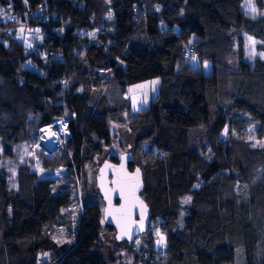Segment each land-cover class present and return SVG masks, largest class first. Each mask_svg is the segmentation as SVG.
<instances>
[{
	"label": "trees",
	"instance_id": "1",
	"mask_svg": "<svg viewBox=\"0 0 264 264\" xmlns=\"http://www.w3.org/2000/svg\"><path fill=\"white\" fill-rule=\"evenodd\" d=\"M254 2L264 11V0ZM97 6L95 0H0L2 12L17 15L14 22L0 19L3 156L12 158L20 145L37 142L42 127L75 113L63 153L71 155L65 164L70 175L82 179L85 161L111 142L110 118L96 107L102 76L123 94L160 79L155 100L133 119L147 124L141 141L158 158L147 165L140 157L138 164L137 144L110 156L119 163L131 154L129 167L143 172L141 196L151 223L159 221L166 236V257L158 260L152 248L138 264H237L239 254L243 264H264V149L246 140L254 125L264 140V14L247 17L242 0H107ZM18 24L45 33L37 51H27L10 33ZM83 30H101L97 43L83 38ZM190 46L210 72L184 66L182 51ZM199 129L205 143L191 137ZM117 145L124 149V141ZM39 162L48 167L47 159ZM54 186L53 178L42 179L23 164L11 188L0 169V264H38L43 253L53 254L54 264H105L102 197H83L74 244L58 246L46 237L73 203L70 191ZM239 186L245 198L237 196Z\"/></svg>",
	"mask_w": 264,
	"mask_h": 264
},
{
	"label": "rangeland",
	"instance_id": "2",
	"mask_svg": "<svg viewBox=\"0 0 264 264\" xmlns=\"http://www.w3.org/2000/svg\"><path fill=\"white\" fill-rule=\"evenodd\" d=\"M95 2L98 5L97 7H103L107 4V0H95ZM251 7L255 8V12L251 11ZM242 10L246 16L251 19L258 18L261 14H264V11H259L254 0H242ZM9 13L10 12H8V14ZM8 14L6 12L4 16L5 18H8V20H11ZM46 20L47 18L44 19V21ZM11 21L14 22L17 20L16 18H13ZM16 27L17 28H15L13 32H9L15 35L14 37L25 45L27 51H37V47H40L45 39V33L42 32L41 28H33L31 26H26V24L24 26L18 24ZM21 29L23 30L21 31ZM61 32L62 31H59V33ZM100 32L101 30H83L80 31V35L83 38H88L90 42L97 43V38ZM9 37H12V35ZM191 41H196V38L193 37ZM246 53V61H250L249 56L251 49L246 48ZM184 58L187 59L182 60L184 66L187 65L189 67H193L194 69L197 68L200 72L204 69L205 73L211 71V65L209 63L202 65V63L195 58L194 54L189 58ZM205 65H207V67H205ZM28 66H31V63H29ZM102 77L103 85L99 92H97L98 100L96 102V107L104 113H107L110 118L111 142L109 146L104 145L102 153L90 156V159L85 161L82 171L83 183L81 189H78L74 176L70 175L65 166L71 155L63 153L64 150H59L53 154L46 155L44 153L41 154V152L34 151L31 148L32 144H23L15 149L14 156L12 158H8L3 156V146L0 140V169H4L8 173L11 188H16L17 170L19 166L25 164L30 165L32 171L38 173L40 178H53L55 180L54 190L56 192L67 190L72 193L73 203L62 211V218L59 222L56 225L49 226L46 231V237L58 246L64 244L71 245L75 243L77 228L83 213V197L88 196L101 200L97 187V175L100 167L106 161L111 160L110 156L112 154L119 156L122 153L128 152L129 149L133 151V147L137 144L136 150H134V155L136 156L138 164H142V161H140L142 158L148 165L152 163L153 160L158 158L159 155L149 143L145 144L141 141L144 138L145 133L148 132L144 131L147 124L145 125L142 121L134 122L133 119H135L139 113L147 109L151 102L155 100L158 93V87L160 85V79H152L131 85L127 88V92L123 94L122 90L110 80V76L108 74L106 76L104 74ZM153 81H157V83L153 84ZM134 101L135 105L133 103ZM122 121L123 123H121ZM256 127L257 126L254 125L247 129L246 140L251 143L252 147H254L253 145H256L254 148L264 149V147L260 146L261 144H264V140H259L255 135ZM191 137H194L196 141L205 143L204 132L201 129L193 131ZM120 141H124L125 144L122 151L117 145ZM40 157L48 160L47 168H43L41 166V162H39ZM131 169L134 168L131 167ZM75 185L78 189H76L77 191L74 190ZM236 190L237 196L240 197V199L246 197L247 192L245 191V187L239 186ZM190 201L189 197H187L183 200V203L185 205H189ZM184 218L185 215L180 221L181 226H183ZM161 226L162 225L159 221L152 222L150 225L151 233L147 232L142 236L136 237L134 242L130 245L126 241H117L116 231L107 228L104 223L101 247L103 250L105 264H138V258L141 256L142 252L153 251L152 248L157 250L156 257L161 256L158 257V260L162 258L164 259L166 254L163 255L158 253L159 249H164L166 240V236ZM157 232L164 237L163 244L157 243L160 239ZM38 260V264H54V255L50 253H43L39 255ZM237 264H243V257L241 254L238 256Z\"/></svg>",
	"mask_w": 264,
	"mask_h": 264
},
{
	"label": "water",
	"instance_id": "3",
	"mask_svg": "<svg viewBox=\"0 0 264 264\" xmlns=\"http://www.w3.org/2000/svg\"><path fill=\"white\" fill-rule=\"evenodd\" d=\"M131 161V154L122 155L119 163L106 161L97 175V187L104 201L103 220L115 229L117 241L128 243L146 234L151 223V209L141 196L145 187L143 172L138 167L131 169ZM129 177L135 179L128 180ZM129 183L136 186L134 196L128 190Z\"/></svg>",
	"mask_w": 264,
	"mask_h": 264
},
{
	"label": "built area",
	"instance_id": "4",
	"mask_svg": "<svg viewBox=\"0 0 264 264\" xmlns=\"http://www.w3.org/2000/svg\"><path fill=\"white\" fill-rule=\"evenodd\" d=\"M5 12L0 10V19L5 18ZM11 18H16V14L10 11L8 14ZM194 46L184 47L182 54L184 57L189 58L193 55ZM76 121V114L72 113L68 117L55 119L52 123L44 126L39 131V137L36 143L32 145V149L37 152L44 153L46 155L53 154L59 150H67V142L71 139L72 135L70 132V123ZM76 185L78 189H81L82 179L74 173ZM159 254H163V250L159 249Z\"/></svg>",
	"mask_w": 264,
	"mask_h": 264
},
{
	"label": "snow or ice",
	"instance_id": "5",
	"mask_svg": "<svg viewBox=\"0 0 264 264\" xmlns=\"http://www.w3.org/2000/svg\"><path fill=\"white\" fill-rule=\"evenodd\" d=\"M251 11H253V12H255V8L254 7H251ZM110 16H111V14H109ZM23 29H21V31H22ZM251 39V38H250ZM252 43L254 44L255 43V41H252ZM261 57L262 58H264V53H261ZM205 67H207V65H205ZM153 84H155V83H157V81H153L152 82ZM134 103V105H135V101L133 102ZM227 130H225V132H226ZM254 147L256 146V145H253ZM261 147H264V144H261L260 145ZM138 176H139V170H137V173H136V178H138ZM128 180H132V179H135V178H132V177H129V178H127ZM127 187H128V190H129V192H130V194L131 195H135V187L136 186H134V185H132V184H128L127 185ZM123 192H124V188H121V194L123 195ZM190 199V198H189ZM117 211H120V210H117ZM157 235L158 236H160V239L157 241V243L158 244H163L164 243V237L163 236H161V234L159 233V232H157ZM45 255H47V254H45Z\"/></svg>",
	"mask_w": 264,
	"mask_h": 264
}]
</instances>
